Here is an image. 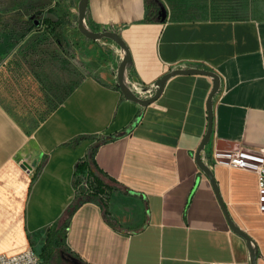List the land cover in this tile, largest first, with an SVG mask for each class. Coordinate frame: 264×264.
I'll use <instances>...</instances> for the list:
<instances>
[{
	"label": "crops",
	"instance_id": "obj_1",
	"mask_svg": "<svg viewBox=\"0 0 264 264\" xmlns=\"http://www.w3.org/2000/svg\"><path fill=\"white\" fill-rule=\"evenodd\" d=\"M79 1H69V9ZM87 10L96 31L114 30L126 43L129 81L154 86L173 70L192 68L219 76L204 159L217 147L264 158V15L146 22L145 0H89ZM108 42L118 49L117 69L123 53ZM108 71L82 79L30 132L0 104V255L37 248L40 254L49 228L74 201L76 164L97 145L95 163L113 179L112 189L104 206L86 203L71 217L67 262L250 264L245 239L231 230L195 160L208 129L212 78L174 76L153 104L141 107L124 98ZM210 169L232 222L264 264L257 174Z\"/></svg>",
	"mask_w": 264,
	"mask_h": 264
},
{
	"label": "rangeland",
	"instance_id": "obj_2",
	"mask_svg": "<svg viewBox=\"0 0 264 264\" xmlns=\"http://www.w3.org/2000/svg\"><path fill=\"white\" fill-rule=\"evenodd\" d=\"M61 1L62 8L54 7L53 0H0V104L28 132L38 127L86 76L104 77L110 68L113 74L117 72V47L109 40L85 38L78 31V7L71 10V0ZM216 1L224 7H214ZM186 5L193 9L192 20L264 15V0H186ZM49 8L70 16L65 50L51 36L37 48L28 44L36 29L33 21L42 20ZM167 12V21H171V10ZM34 251L38 253L39 249Z\"/></svg>",
	"mask_w": 264,
	"mask_h": 264
},
{
	"label": "trees",
	"instance_id": "obj_3",
	"mask_svg": "<svg viewBox=\"0 0 264 264\" xmlns=\"http://www.w3.org/2000/svg\"><path fill=\"white\" fill-rule=\"evenodd\" d=\"M145 0L146 7V22H166L168 19L167 9L171 10V21H202L192 20L191 11L193 9L187 8L186 0ZM214 7H224L217 3H214ZM233 8V7H232ZM217 9V8H214ZM48 14H52L56 17V20H52L45 14L42 20L33 21V27L36 28L33 34L28 39V44L39 47L45 38H51L65 50L67 45L65 29L71 24L70 16L67 14H57L55 8H49ZM235 20H241L237 17H232ZM214 20H221L215 18ZM86 22L88 27L92 31L97 29L93 26L92 22L88 17V10L86 14ZM46 34L44 33V30ZM108 40V39H104ZM110 41V40H109ZM85 137H80L76 141L84 140ZM97 141V144L104 142L100 137H91ZM107 141V140H105ZM74 146V145H73ZM97 145L92 147L88 155L80 160L75 167L74 172V187L76 189V195L73 203L66 211L64 217L52 225L48 232L44 246L39 254L43 264H69L63 259L64 254H70V251L65 243V231L68 228L69 221L74 213L86 203H95L104 206L107 202L108 196L111 191V187L107 184V180L113 181L108 175H106L95 163L94 154L96 152ZM39 171V168H38ZM36 173L35 177L37 176ZM83 180V181H82Z\"/></svg>",
	"mask_w": 264,
	"mask_h": 264
},
{
	"label": "water",
	"instance_id": "obj_4",
	"mask_svg": "<svg viewBox=\"0 0 264 264\" xmlns=\"http://www.w3.org/2000/svg\"><path fill=\"white\" fill-rule=\"evenodd\" d=\"M88 1L89 0H80L78 4V31L87 39L91 41H100L104 39H108L112 41L115 45H117L120 49V51L123 53L121 62L117 68V73H116V78H117V84L118 87L124 96V98L128 101L134 102L141 107H148L149 105L153 104L162 94L166 82L177 75H204L212 78L213 80V87L212 91L209 95L208 99V105H207V111H208V129L207 132L202 139L196 154H195V160L196 163L199 167V169L205 173V175L210 179L214 191L218 197V200L220 201V204L222 206V209L226 215V218L229 222L230 228L233 232L237 233L241 237H243L246 241L247 248L249 251L250 255V264H257V258H258V249L255 246L253 240L246 234L244 233L239 226L234 224L230 218V215L228 211L226 210L224 203L220 197V194L218 193L217 185L214 181L212 172L210 167L207 165L205 162V159L202 157V153L204 152V149L206 145L210 142L211 136H212V127H213V98L214 96L219 92L220 90V78L219 76L209 70L205 69H176L173 70L166 75H164L162 78H160L154 85L155 87V93L152 97L147 98V99H142L140 98L135 92L131 90L129 85L127 84V79L125 76V72L127 69V66L131 62V55L129 52V49L122 39V37L114 30H103V31H92L86 22V14H87V9H88ZM49 18L52 20H56V17L52 14L47 15ZM218 150H222L225 148L222 147H217Z\"/></svg>",
	"mask_w": 264,
	"mask_h": 264
},
{
	"label": "built area",
	"instance_id": "obj_5",
	"mask_svg": "<svg viewBox=\"0 0 264 264\" xmlns=\"http://www.w3.org/2000/svg\"><path fill=\"white\" fill-rule=\"evenodd\" d=\"M127 84L140 98L147 99L154 95V86H143L127 79ZM210 168L224 166L229 169L253 171L258 176V207L264 213V158L246 150L227 151L214 149L205 158ZM0 264H43L40 256L33 249L7 256L0 255Z\"/></svg>",
	"mask_w": 264,
	"mask_h": 264
},
{
	"label": "flooded vegetation",
	"instance_id": "obj_6",
	"mask_svg": "<svg viewBox=\"0 0 264 264\" xmlns=\"http://www.w3.org/2000/svg\"><path fill=\"white\" fill-rule=\"evenodd\" d=\"M70 264V263H69Z\"/></svg>",
	"mask_w": 264,
	"mask_h": 264
}]
</instances>
